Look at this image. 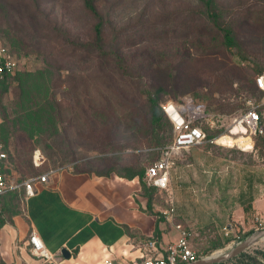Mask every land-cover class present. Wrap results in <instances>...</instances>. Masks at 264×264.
I'll return each mask as SVG.
<instances>
[{
  "label": "rangeland",
  "instance_id": "1",
  "mask_svg": "<svg viewBox=\"0 0 264 264\" xmlns=\"http://www.w3.org/2000/svg\"><path fill=\"white\" fill-rule=\"evenodd\" d=\"M214 12L216 23L198 0H0V47L18 62L12 81L0 88L7 179L19 184L50 170L99 175L147 168L157 156L152 149L173 139L168 123L152 117L151 101L160 108L192 98L223 116L252 102L254 73L264 70V0H215ZM224 29L232 32L230 45ZM180 157L193 164L186 172L194 205L185 206L198 222L186 229L197 255L264 229V210L255 216L249 201L264 200L262 141L247 153L204 145ZM174 169L177 209L182 178ZM211 175L220 181H206ZM166 199L165 192L153 195L157 213ZM24 204L19 191L0 198V264H23L15 244L11 257L2 248L1 230L16 219L26 223ZM261 243L237 258L264 260Z\"/></svg>",
  "mask_w": 264,
  "mask_h": 264
},
{
  "label": "crops",
  "instance_id": "2",
  "mask_svg": "<svg viewBox=\"0 0 264 264\" xmlns=\"http://www.w3.org/2000/svg\"><path fill=\"white\" fill-rule=\"evenodd\" d=\"M196 148L186 152L190 156ZM178 158L172 168L175 167L177 179L182 178L176 188L179 207L175 208V190L170 176L176 215L172 223L163 218L164 222L159 224V239L155 237L163 247L178 237L174 224L193 230L198 222L187 209L188 205H194L189 183L192 177L186 172L193 164ZM197 177L203 182L206 179ZM220 179L219 175H211L206 181L218 183ZM249 201L253 202L255 216L264 210L263 199H253L251 195ZM147 203L138 178L128 180L115 174L98 177L66 169L52 170L48 182L38 184L34 195L25 199L26 223L16 219L14 226L1 230L2 248L11 257L15 244L23 264H128L140 255L141 240L155 236L156 217L147 213ZM241 207L242 210L235 212L238 218L245 216L244 206ZM32 230L52 256L50 262L44 263L25 254V241ZM226 233L224 235L228 236ZM63 249L69 253V259L62 257Z\"/></svg>",
  "mask_w": 264,
  "mask_h": 264
},
{
  "label": "built area",
  "instance_id": "3",
  "mask_svg": "<svg viewBox=\"0 0 264 264\" xmlns=\"http://www.w3.org/2000/svg\"><path fill=\"white\" fill-rule=\"evenodd\" d=\"M18 70V62L5 47H0V84L6 77L12 76ZM256 88L262 92L263 98L260 104L255 105L248 102L249 110L234 116L230 120L229 127L226 126L223 134L216 138L208 139L202 129V125L212 128L214 120L208 113L206 106L192 98H184L179 104L171 101L161 104V109L173 126L172 143L161 150L160 158L146 168L144 182L147 186H153L158 193L167 194L166 203L169 209H161L159 212L169 223L175 214L173 206L172 191L170 188V170L175 159L180 157L182 152L191 148L204 145H214L222 148L237 149L247 153L254 149V138L264 131L258 108L264 105V72L255 77ZM231 137L233 144L218 143L220 138ZM8 164V155L0 142V196L10 192L24 190L25 199L34 195L38 184H46L52 170L40 176L29 177L21 183L10 182L5 169ZM38 165V164H37ZM178 237L174 242L166 246L158 245L157 239L150 237L142 246L141 253L128 264H191L199 258L189 242L190 233L181 224H174ZM227 235V233H225ZM26 247L32 257L42 261L50 262L52 256L47 253L40 237L32 230L27 240Z\"/></svg>",
  "mask_w": 264,
  "mask_h": 264
},
{
  "label": "trees",
  "instance_id": "4",
  "mask_svg": "<svg viewBox=\"0 0 264 264\" xmlns=\"http://www.w3.org/2000/svg\"><path fill=\"white\" fill-rule=\"evenodd\" d=\"M198 1L201 2L203 4V6L205 7L206 14L210 18L213 19L212 21L214 23H216V19L218 18V15L214 12L215 0H198ZM87 7L93 14H96L95 9L90 4H87ZM223 31H224V39H225L226 43L230 45L232 43V32H231L230 29H224ZM94 32H95L96 43L99 44L101 42V22L96 24V26L94 27ZM263 72H264V70H259V71L255 72L254 76H253V80H252L253 93L255 94V98L252 100V102L255 105L260 104L261 100L263 98L262 92L259 91L256 88L255 77L257 75L263 73ZM10 80L12 81V77H9V76L6 77L5 80L2 81V83L0 84V88L4 87V85L9 83ZM181 101H182V99H180L178 101H171V102H173L175 104H179ZM196 101H198V100H196ZM151 102H152L151 103L152 117L155 118L156 121H158L159 119H163L166 123H168V125L170 127V131L173 134V126L170 123V121L168 120V118L165 116V114L163 113V111L161 109V106L159 108L157 102H155V101H151ZM247 103L248 102L243 104V107L238 111L237 114H232V115H228V116H223V115H220V114L213 113L212 111H210V109H208L207 105H205L203 103L206 106V109H207L208 113H210L212 115L213 120H214V126L212 128H208L207 126L202 125V129L206 133V137L209 139L210 137H215V136H218L219 134L223 133L225 131V129H226V125L228 124V122H230V120L234 116H236V115H238L240 113H244L247 110H249V106H248ZM258 113L260 115L261 122H262L263 127H264V105L258 108ZM257 141H262V143H264V131H263V133L261 135H257L254 138V146H256V142ZM171 143L172 142H170L167 145H166V143H163V144H160L161 147H157L156 149H152L151 153L155 154L157 156L151 162V164L154 163L155 161H157L160 158L161 150L163 148H165L166 146L170 145ZM8 160H9V158H8ZM145 171H146V168L129 167L126 170V172H124V173H115V172L110 170V172H107L105 174L95 175V176L107 177L110 174H115V175H117V176H119L121 178H125V179H128V180H131V179H134V178H138L139 181H140V184H141V194L147 199V202H148L146 211H147V213H149L151 215H154L156 217V227H155V233H154L155 236H153V237L154 238L156 237V238L159 239V224L164 222V219H163V217H162V215L160 213L154 212L155 204H154V200H153V195L156 194L158 191H157V189L155 187L147 186L146 183L144 182ZM72 172L75 173V174H88V175H91V173H89L88 171H76V172L72 171ZM5 175H6V169H5ZM16 192H18V191H16ZM19 192L24 198L25 197L24 190L21 189ZM5 195H7V194H5ZM5 195H3V196H5ZM3 196H0V198H2ZM169 207L170 206L168 204H167V207H166V205H163V208L169 209ZM250 209H251L250 203H248L247 205L244 206L245 213H248ZM4 224H5V222L1 220L0 221V227H2ZM125 230H126L127 233H129L128 228H125ZM258 230H264V229L259 228ZM250 233H253V231H251ZM147 240H141V244L140 245L141 246L145 245ZM189 242L191 244L190 238H189ZM259 255H261V257L264 259V253H259ZM197 257L200 258L201 256L197 255ZM243 263L244 264H264V260H259L257 257L245 256V257H242V258H234L233 260H230L228 262H224V263H221V264H243Z\"/></svg>",
  "mask_w": 264,
  "mask_h": 264
},
{
  "label": "water",
  "instance_id": "5",
  "mask_svg": "<svg viewBox=\"0 0 264 264\" xmlns=\"http://www.w3.org/2000/svg\"><path fill=\"white\" fill-rule=\"evenodd\" d=\"M264 237V230L254 231L249 236L245 237L240 242H235L238 244V247L233 249H221L225 250L221 254H214L216 250L213 253H211L208 256L200 257L196 262L191 264H221L224 262H228L230 260H233L234 258H237L241 256L242 254L246 253L249 249L263 245L261 243V239ZM61 255L64 259H69L70 255L66 250L61 251Z\"/></svg>",
  "mask_w": 264,
  "mask_h": 264
},
{
  "label": "bare ground",
  "instance_id": "6",
  "mask_svg": "<svg viewBox=\"0 0 264 264\" xmlns=\"http://www.w3.org/2000/svg\"><path fill=\"white\" fill-rule=\"evenodd\" d=\"M223 141H225V143H229V144H233L234 143V139H232L231 137H228V138H220L218 140V143H222ZM261 240H264V237L261 239ZM238 247V244L237 243H233L231 245H229L228 247H226L227 249H233V248H236ZM225 251V250H224ZM223 250H219V251H216L214 254H221L224 252Z\"/></svg>",
  "mask_w": 264,
  "mask_h": 264
}]
</instances>
